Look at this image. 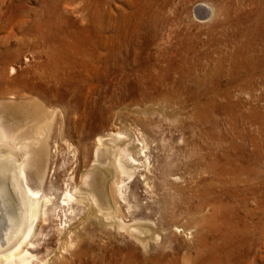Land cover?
Masks as SVG:
<instances>
[{"label":"rangeland","instance_id":"rangeland-1","mask_svg":"<svg viewBox=\"0 0 264 264\" xmlns=\"http://www.w3.org/2000/svg\"><path fill=\"white\" fill-rule=\"evenodd\" d=\"M138 1L110 0L101 4L105 12L101 32H91L78 41H124L125 35L119 36L117 27H123V30L130 27L127 32L132 41H156L162 47L189 41L190 53L196 49L195 53L200 55L202 66L206 68L214 67L221 59L228 70L231 54L245 46L247 41L256 43H251L248 52L243 54H254L264 60V0H160L148 10L142 29H135V21H129L125 16L138 8ZM96 4L95 0H0V72L21 78L15 84L14 95L0 94L1 103H20L28 107L33 101L44 102L36 93L23 89L22 82L57 69L45 67L48 56L43 41L54 40L48 37L54 31L49 27L54 24L61 30L74 31L89 27ZM100 51L106 52L104 48ZM77 57L76 60L82 59ZM95 63L97 70L103 71L104 62L97 60ZM60 64L62 72L72 69L85 73L93 86L86 84L82 91H77L86 97L83 106L75 107L73 101L54 102L53 106L46 104L49 108H56L57 113L47 132L49 157L44 187L52 197L56 196L57 206L67 186H84V176L95 161L97 138L108 132H120L121 136L130 135L139 147L143 143L147 145L136 162L137 171L131 177L123 176L125 199L118 197L115 202L121 207L126 222L154 225L159 240L150 242L149 254L161 251L163 257L171 255L179 264H184L183 255L188 251L195 253L202 243V234L209 242H214L215 236L200 220L201 216L211 213V208L205 207L203 212L196 209L200 195L206 192V182L213 179V173L205 167L212 158L211 154L222 151L216 148V144L223 145L225 140L238 138L243 133L264 140V72L251 75L249 86L233 85L229 89L225 76L216 89L207 91L206 97L213 99L216 105L208 110L205 119L198 120L194 116L197 109L192 100L183 99L173 105L160 102L143 106H130L128 100L111 101V95L120 96L124 92L120 75L100 81L98 77L88 76L89 72H84L83 67L72 66L67 58ZM12 66L15 67L13 73L9 71ZM100 106L108 120L104 124L97 122ZM87 112L89 116L83 119L82 114ZM18 158L22 160L19 154ZM260 169V176L255 179L258 182L252 184L254 188L247 186L239 197L242 200L236 201L240 202L239 212L250 224L251 231L245 234L243 244L235 245L232 262L227 260L226 264H264V167ZM31 174H35L34 169ZM33 178L34 187L39 186L36 177ZM109 180L110 183L116 180L111 173ZM220 193L217 187L213 188L212 194ZM248 210L253 211V217L247 215ZM51 213L54 222L51 226L50 223L44 226L36 235L37 246L31 249L41 259L52 257L47 248L56 246L57 225L63 222L62 226L68 227L70 224V218L63 216L65 211L60 207L57 210L54 207ZM76 214L84 217L87 212L80 206L76 208ZM87 224L81 234L82 242L72 248L81 247L86 252L84 262L65 252L67 264H113V250L122 248L124 254L126 244L134 245L141 252V244L127 233L103 231L91 222ZM36 231L39 230L36 228ZM49 264H53L52 259Z\"/></svg>","mask_w":264,"mask_h":264},{"label":"bare ground","instance_id":"bare-ground-1","mask_svg":"<svg viewBox=\"0 0 264 264\" xmlns=\"http://www.w3.org/2000/svg\"><path fill=\"white\" fill-rule=\"evenodd\" d=\"M109 1L95 0L97 6L94 5L96 7L91 18L93 21L89 27L75 31L61 30L54 24L49 27L54 31H51L48 37L54 40L43 41L44 51L48 56L45 67L57 69L43 72L29 80L22 79L23 89L36 93L44 102L33 101L28 107L20 103L0 102V264H49L51 259L53 264H67L65 252H70L71 257L83 261L86 252L81 247L76 250L72 248L82 242L83 227L86 228L88 222L103 231L116 230L119 233H127L141 244V252L134 245L128 244L124 246V254L121 253L122 248L113 250V264H179L171 255L163 257L161 251L150 255V242L159 240L154 225L150 222H140L139 225L126 222L121 207L116 203L118 197L125 199L123 176L131 177L134 174L138 168V157L147 147L144 143L139 147L130 135L121 136L120 132L100 135L97 138L95 161L93 166L87 169L83 179L84 186H67L59 206L56 204V196L52 197L44 187L49 157L47 132L57 113L56 108H49L46 104L53 106L54 102L73 101L75 107L83 106L87 102L86 97L80 96L77 91H82L86 84L93 86L82 71L79 73L70 68V71L62 72L60 63L65 58L72 66L83 67L84 72H89L88 76L98 77L100 81L108 79L109 76L120 75L124 92L120 96L111 95V101L128 100L130 106H143L160 102L173 105L183 102V99L192 100L197 109L194 116L198 120L205 119L208 110L216 105L213 99L206 97V93L210 89H216L225 76L228 78L229 89L233 85L249 86L251 75L264 72V60L254 54H243L248 52L249 45L256 43L255 41H247L245 46L231 54L228 70L221 59L217 60L212 68L202 66L200 55L195 53L196 49L193 54L190 53L189 41H179L178 45L170 44L164 47L156 41H132L133 39L129 38L130 33L127 32L130 30L129 24V29L117 27L116 30L119 36L125 35L124 41H78L87 34L101 32L105 17L101 4H107ZM157 1L160 0H139L138 8L124 16L129 17V21H135L134 25L132 23L135 29H142L143 19L147 18L148 10L154 7ZM106 16L109 17V14ZM101 48L106 52L100 51ZM77 56L82 59L76 60ZM4 59L7 60L6 57ZM97 60L104 62L101 72L97 70ZM9 71L15 72V67L12 66ZM20 79L7 75L5 71L0 72V94L14 95L15 84ZM34 79L36 81H33ZM87 113L82 114L83 119L89 116ZM97 113L99 124L108 121L103 116L101 106ZM129 144L133 145L129 147ZM222 144H216V148L222 151L211 154L212 158L205 167L213 173V179L209 183L206 182V192L203 188L205 193L200 195V202L196 206L199 212H203L205 207L211 208V213L201 216L200 220L204 227L210 229L215 241L209 242L208 237L202 234V243L195 253L188 251L183 255L184 264H226L230 260L232 262L235 245L243 244L246 240L245 234L251 231L250 224H247L246 218L239 212L240 202L236 201L242 200L239 197L247 190V186L254 188L255 179L260 176V168L264 167V140L259 141V138L243 133L238 138L225 140ZM18 154L22 160L18 158ZM33 169L34 175L31 174ZM110 173L116 179L111 180V183ZM34 176L39 183L37 187L33 185ZM214 187L221 192L219 195L212 194ZM207 191L210 196H207ZM80 206L87 212L84 217L76 214V208ZM54 207L56 210L60 207L65 211L63 216L70 218V224L68 227H63V222L57 225L56 246L47 248L48 255L52 257L41 259L31 249L37 246L34 240L36 235L41 233L44 226H49V223L51 226L54 222L50 216ZM69 213L71 215L67 216ZM247 215L253 217V211L248 210ZM54 216L59 217V214ZM36 228L39 231H36Z\"/></svg>","mask_w":264,"mask_h":264}]
</instances>
